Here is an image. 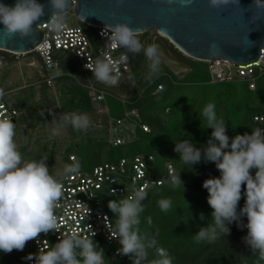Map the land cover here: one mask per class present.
Returning a JSON list of instances; mask_svg holds the SVG:
<instances>
[{
  "label": "clouds",
  "instance_id": "clouds-1",
  "mask_svg": "<svg viewBox=\"0 0 264 264\" xmlns=\"http://www.w3.org/2000/svg\"><path fill=\"white\" fill-rule=\"evenodd\" d=\"M72 0H48L50 16L47 21L53 29H59L64 21ZM119 2V0H118ZM184 2V0H182ZM209 6L220 9L229 4L239 6V0H208ZM44 5L37 0H15L9 6L0 3V24L5 35L24 37L32 36L33 25L45 15ZM250 8L255 9L253 20L264 14V0H253ZM107 37V46L124 49L123 58L143 52L148 61L147 79L151 81L162 74L161 51L157 43L145 46L139 39L141 30L133 29L128 23L118 22L106 25L101 33ZM249 46L252 41L247 40ZM93 73V78L107 86H116L121 78V71L103 49L94 61L85 64ZM187 75V74H186ZM133 87L135 81L128 77ZM0 89V98L4 96ZM211 128V136L203 149L197 148L190 140L175 141L174 151L181 161L191 167L203 158L214 162L219 177L206 179L202 187L208 192L207 203L212 209V223L200 227L193 236L197 243H214L221 236L230 235L233 222L240 229H247L242 237L243 243L264 261V128L253 127L250 133L237 134L233 138L227 135L225 120L218 117L215 104L208 103L199 114ZM54 118L52 136L59 134V127L71 125L76 131H86L91 126L87 114L71 113ZM47 158L26 159L19 150L16 141V124L0 117V252L22 251L28 241L36 239L41 233L58 232V218L55 214L57 204L63 195L64 185L61 179L50 173ZM79 163L65 165L63 176L78 175ZM174 187L183 186L178 176H173ZM184 190V189H183ZM110 195L116 190L110 189ZM244 197L243 207L239 202ZM147 193L143 188H133L128 196L109 200L108 208L115 215L114 224H106L111 238L118 240L121 247L117 254L128 256L132 264H173L168 251L159 246L155 236L141 231V214ZM159 205L167 211L171 202L161 200ZM246 217V223L242 218ZM107 219V218H106ZM200 219H204L200 213ZM152 224V218H147ZM91 238L76 232L58 237V242L49 248H40L38 253L29 254L25 259L34 264H105V253ZM155 250V257L149 259V250Z\"/></svg>",
  "mask_w": 264,
  "mask_h": 264
},
{
  "label": "rangeland",
  "instance_id": "rangeland-1",
  "mask_svg": "<svg viewBox=\"0 0 264 264\" xmlns=\"http://www.w3.org/2000/svg\"><path fill=\"white\" fill-rule=\"evenodd\" d=\"M64 20L72 24L80 22L74 11L67 13ZM157 35L156 30H150L141 33L139 39L147 46L153 43ZM2 51L0 53L8 55ZM128 54L133 66L128 77H132L135 86L127 77L119 86L109 89L110 94L101 105L102 111L93 103L89 107L85 99L82 91L89 94L86 83L92 76L82 70L64 71L62 68L61 76L64 77L55 80L52 86L44 87L40 82L43 74L39 71L41 61L35 53L24 56L11 53L13 61L0 62V89H3L10 103L19 107L21 118L25 120L16 130V141L24 158L46 157L50 173L57 178L63 176L65 165L79 163L80 169L89 170L95 164L116 161L122 156L146 154L150 147H154L155 154H158L157 166H162L165 160L171 158L178 164L183 162L179 160V154L171 149L166 152L168 156L161 155L164 153L161 144L167 143L169 147L175 148V141L188 139L197 148L203 149L212 129L206 127V121L199 114L208 103L215 104L217 116L225 120L226 130H230V134L250 130L253 127L252 113L264 111V84L261 80L257 81L255 91L250 90L244 82L213 84L208 80L209 71L204 61L183 56V61L193 66L192 71L183 78L174 76L161 64L162 74L149 81L148 61L143 52ZM74 62L81 67V60L74 58ZM159 83L164 84L161 91L156 90ZM75 88L80 92H73ZM126 108H136L140 118L147 119L151 131L138 133L137 129L136 136L130 137L133 139L131 143L114 146L105 117L108 120L109 115L124 116ZM71 113L87 114L91 126L86 131H76L70 124L63 125L59 127V134L52 136V129L57 127L52 123L53 119L59 122L60 115ZM71 154H75V159ZM169 164L175 168L170 161L165 163L166 167ZM152 171L157 173L156 167ZM180 187V193L170 200L169 210L175 202L187 203L185 197L190 193L186 184ZM120 197L110 196L109 200ZM108 210L114 222L115 215ZM153 231L157 235L160 232L159 228ZM93 240L96 242L95 238ZM154 252V249L149 250V257Z\"/></svg>",
  "mask_w": 264,
  "mask_h": 264
},
{
  "label": "built area",
  "instance_id": "built-area-1",
  "mask_svg": "<svg viewBox=\"0 0 264 264\" xmlns=\"http://www.w3.org/2000/svg\"><path fill=\"white\" fill-rule=\"evenodd\" d=\"M47 21L38 25L45 33L44 40L36 46V49L29 52L38 54L41 61L39 71L43 74L40 82L52 86L56 78L63 74L64 58L72 53L81 60L83 70L92 76L86 86L91 103L102 111L101 105L110 94L109 89L119 86L132 73L130 55L128 54L125 60L123 58L124 49L110 48L106 45L107 37L101 34L105 26L86 23L79 19L78 24L64 20L59 29H53ZM102 49L109 58L117 62L122 73L116 86H107L98 82L93 78V73L85 68V64L94 61ZM26 54L28 53L15 55L24 56ZM204 62L207 63L211 83L244 82L253 91L258 87V80L264 84V48L261 49L258 58L249 63H238L223 56ZM162 89H164V84L159 83L156 90L161 91ZM124 105L126 106L127 103L124 102ZM18 108L10 103L5 95L0 98V117L12 120L16 124V130L21 123V113ZM253 123L254 127L264 128V111L253 115ZM107 126L111 134V143L114 146L132 141L130 137L136 136L138 127L144 131H150V126L142 121L136 108H126L124 116L109 115ZM250 132L251 130L247 131V133ZM71 156L75 159L74 155ZM155 160L153 154L135 153L122 156L116 161L98 163L89 170L80 169L78 175L58 178L64 185L63 195L55 211L58 218V232L41 233L36 239L26 243L20 258L0 262V264H34V260L29 261L25 257L38 253L40 248H49L58 242L60 235L72 232L90 238L94 232L93 238L99 239L106 250L108 249L105 253V264H132L128 256L117 254L121 245L117 239L111 238L106 226L108 222H113L108 210V201L110 196L130 195L133 188H143L148 192L165 184L168 180L172 181L173 176H176L172 164L168 167L165 165L169 178L160 177L152 171ZM110 189H115L116 194L110 195Z\"/></svg>",
  "mask_w": 264,
  "mask_h": 264
},
{
  "label": "water",
  "instance_id": "water-1",
  "mask_svg": "<svg viewBox=\"0 0 264 264\" xmlns=\"http://www.w3.org/2000/svg\"><path fill=\"white\" fill-rule=\"evenodd\" d=\"M37 2L45 6V15L36 22L39 24L49 19L50 11L48 0ZM252 2L239 0V6L229 4L214 9L208 0H72L67 13L74 11L78 19L94 25L125 22L141 33L156 30L153 43L159 45L161 64L183 78L192 67L171 51L166 39L185 55L200 61L223 56L249 63L258 58L264 48V14L253 20L256 13L249 7ZM0 3L12 6L15 0ZM2 28L0 24V50L15 54L33 51L45 36L35 24L33 35L23 39L5 35Z\"/></svg>",
  "mask_w": 264,
  "mask_h": 264
},
{
  "label": "trees",
  "instance_id": "trees-1",
  "mask_svg": "<svg viewBox=\"0 0 264 264\" xmlns=\"http://www.w3.org/2000/svg\"><path fill=\"white\" fill-rule=\"evenodd\" d=\"M166 42L170 47L171 51L180 59L184 60L183 56L186 57L187 55L182 53L168 39H166ZM2 52L8 54V61L11 62L14 60V57L11 56V53L7 51ZM74 58L76 57L72 53L68 54V56L64 58V61L62 63L63 70H82L86 74L82 66L79 67V64H76L74 62ZM62 77H64V75L61 77H57L56 80ZM208 78L210 79V76H208ZM222 83L229 84L233 82ZM42 85H44V87H48L46 83H42ZM73 92L76 93L80 91L75 88ZM82 92L85 94V99L89 103L90 107L91 100L89 94L84 91ZM256 113L259 112L252 113L251 117L253 127V115ZM105 119V123L107 124V116L105 117ZM146 120L147 119L145 118L142 119L143 122L147 123ZM21 121L25 122L23 118H21ZM137 129L138 133H148L151 131H144L141 127H138ZM245 132L242 131L239 134H243ZM230 133L231 131L227 130V135L229 136L230 140L238 134L236 133V131L232 134ZM132 141H130L129 143H131ZM161 148L164 150V153L161 154L163 156H168L166 152L171 149L174 151V148L171 146L169 147L167 143H162ZM146 154H153L155 156L156 162L154 168L156 167V174L160 177L169 178V175H167L165 169V163L167 161L172 162L175 167L176 176L180 174V179L183 181V184H186L187 191H189L190 193L185 197L187 203L183 204L181 202H175L174 207L172 209L163 211L159 205V202L161 200L170 201L180 193L179 191L182 190L181 187H174L172 181L168 180V182H166L165 184L157 186L146 192L147 198L142 202L144 204V202L146 201L147 205L144 206V212L141 214V231H147L149 235L155 236V238L156 236L158 237L157 239L159 245L168 251L172 258L173 264H264V261H259L258 255L252 254L251 249L246 246L242 241V237L247 234V229L238 228L235 222L229 225L230 235L226 237L221 236L214 243H208L207 241L197 243L193 238V236L198 232L200 227H207L210 223H212V209L207 203L208 192L205 188L202 187V185L206 179L218 177L219 171L215 167L214 162L206 161L202 158L198 164H195L191 167L190 164L186 165L184 162H180L177 164L174 161V158H171L172 160H165L166 158H164L165 161L163 165L157 166L156 163L158 154H155L154 147L148 148ZM71 155L75 156V154ZM243 204L244 197L241 198L239 202V207H243ZM200 213H203L204 215L203 220L200 219ZM149 216H151L152 218V224L150 226L147 223V218ZM242 220L244 223L247 222L246 217H243ZM155 228H159L160 230L158 235L155 234L153 231ZM95 240L98 243V246L102 247L104 249V253H106L108 249L106 250L103 244L100 243L99 239L95 238ZM21 254L22 251L19 250H13L11 253L2 252L0 253V262L18 259L21 257ZM154 255H156L155 252L152 257H149V259L154 258Z\"/></svg>",
  "mask_w": 264,
  "mask_h": 264
},
{
  "label": "flooded vegetation",
  "instance_id": "flooded-vegetation-1",
  "mask_svg": "<svg viewBox=\"0 0 264 264\" xmlns=\"http://www.w3.org/2000/svg\"><path fill=\"white\" fill-rule=\"evenodd\" d=\"M8 56L4 55L3 53H0V62H8Z\"/></svg>",
  "mask_w": 264,
  "mask_h": 264
}]
</instances>
